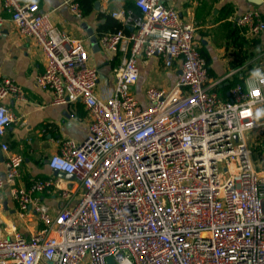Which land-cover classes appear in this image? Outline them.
I'll list each match as a JSON object with an SVG mask.
<instances>
[{
    "label": "built area",
    "instance_id": "2783aa9c",
    "mask_svg": "<svg viewBox=\"0 0 264 264\" xmlns=\"http://www.w3.org/2000/svg\"><path fill=\"white\" fill-rule=\"evenodd\" d=\"M66 1L84 14L79 0ZM3 8L45 54L36 85L55 103L82 102L90 120L83 142L64 139L48 161L52 170L73 174L77 187L54 176L19 185L24 156L0 142V190L10 187L21 219L42 224L27 235L0 222V264H264V118L257 116L264 72L221 95L195 22L161 0H134V7L111 11L121 27L100 36L104 49L120 52L114 87L100 95L99 70L81 40L36 0H3ZM5 21L0 14V35ZM237 22L252 34L264 30L256 9ZM154 56L167 67L179 61L180 72L168 90L148 86L143 103L134 92L139 60ZM9 97L24 99L25 91L0 78V102ZM15 119L0 103V137ZM42 192L59 194L58 211Z\"/></svg>",
    "mask_w": 264,
    "mask_h": 264
},
{
    "label": "crops",
    "instance_id": "0c3cea01",
    "mask_svg": "<svg viewBox=\"0 0 264 264\" xmlns=\"http://www.w3.org/2000/svg\"><path fill=\"white\" fill-rule=\"evenodd\" d=\"M36 1L41 11L49 13L53 23L82 41L89 54V63L99 70L97 91L100 95L108 94L114 87L113 68L120 60V52L104 49L100 36L107 31L116 30L106 23L108 16L112 17L111 11L134 7V0H96L93 10L82 16L73 13L66 0ZM161 1L174 6L183 20L195 22V39L200 49L203 48L210 58L209 79L211 82L221 80L213 88L221 95L228 96L231 86H225L235 75L242 76L241 70H245L248 64H252L254 69L246 80L264 72V30L252 34L237 22L240 15L251 9L259 10L264 17V0L260 3L253 0ZM0 14L6 17L0 35V78L14 79L24 89L26 97H9L0 102L17 117L7 125L5 134L0 137V142H7L11 150L24 156L21 177L17 183L27 185L33 177L54 176L61 179L63 186L77 187L75 177L67 179L56 173L50 168L48 161L52 154L60 150L64 139L83 142L90 120L87 110L82 102L70 105L55 103L50 90L36 85V76L44 70L46 64L43 50L33 37L19 33L9 12L3 8V0H0ZM238 51L248 54L249 59L234 66L235 58L239 59ZM139 68V79L134 92L145 103V90L148 86L155 85L167 90L172 88L180 72V63L176 61L172 67H167L161 57L154 56L147 61L140 59ZM255 141L256 137L253 135L250 144L259 157L260 146L257 148V144H252ZM5 157L0 146V171H4ZM81 190L80 187L78 192ZM40 196L53 212L58 211L63 204L58 193L42 192ZM16 217H19L17 203L10 187H5L0 190V222L4 226L14 224L27 235L42 227L36 217L22 219L25 227H20ZM29 221L33 222L28 223Z\"/></svg>",
    "mask_w": 264,
    "mask_h": 264
},
{
    "label": "trees",
    "instance_id": "16d2710c",
    "mask_svg": "<svg viewBox=\"0 0 264 264\" xmlns=\"http://www.w3.org/2000/svg\"><path fill=\"white\" fill-rule=\"evenodd\" d=\"M95 1L96 0H80L81 6L83 9V13L86 14V13H89L91 10H93L94 5H95ZM107 22L109 23L110 28H112V29H114V28L118 29L121 27V23L118 22L117 20L113 19L110 16H108L106 23ZM238 46H240V45H238ZM201 52L205 55L207 62L209 64L210 58H209L208 54L203 50V48H201ZM237 54L239 56V59L235 58V61L233 62L234 66L241 65V64L247 62V60L249 59V55L242 52V51H238ZM253 69H254V66L252 64H248L246 66L245 70H241V72H243L242 76L235 75L234 78L230 81V83L225 86V88H229L230 86H232L235 83L245 84L246 77L253 71ZM257 148H258V146H257Z\"/></svg>",
    "mask_w": 264,
    "mask_h": 264
},
{
    "label": "rangeland",
    "instance_id": "374dc122",
    "mask_svg": "<svg viewBox=\"0 0 264 264\" xmlns=\"http://www.w3.org/2000/svg\"><path fill=\"white\" fill-rule=\"evenodd\" d=\"M257 114H258V115H261V116L259 117V119L263 118V116H264V104L261 105V106H259ZM248 136H249V139H250L251 136H250L249 134H248ZM35 221H36V220H35ZM16 222H17V224H18L20 227H25L24 224H23V220H22L21 218L16 217ZM31 222H33V221H29L28 223H31Z\"/></svg>",
    "mask_w": 264,
    "mask_h": 264
},
{
    "label": "water",
    "instance_id": "95a60500",
    "mask_svg": "<svg viewBox=\"0 0 264 264\" xmlns=\"http://www.w3.org/2000/svg\"><path fill=\"white\" fill-rule=\"evenodd\" d=\"M256 3H260L262 0H253ZM131 29V28H130ZM56 173H59L60 175L64 176L67 179H72L74 178V175L71 173H63V172H59L57 170H54ZM109 261H112V257H109Z\"/></svg>",
    "mask_w": 264,
    "mask_h": 264
}]
</instances>
